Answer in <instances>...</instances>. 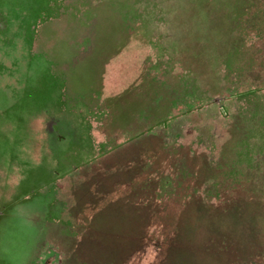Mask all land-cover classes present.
<instances>
[{"label": "rangeland", "instance_id": "374dc122", "mask_svg": "<svg viewBox=\"0 0 264 264\" xmlns=\"http://www.w3.org/2000/svg\"><path fill=\"white\" fill-rule=\"evenodd\" d=\"M0 264H264V0H0Z\"/></svg>", "mask_w": 264, "mask_h": 264}]
</instances>
